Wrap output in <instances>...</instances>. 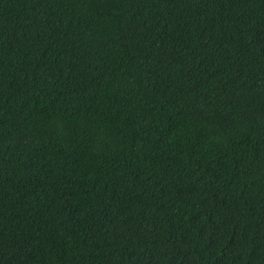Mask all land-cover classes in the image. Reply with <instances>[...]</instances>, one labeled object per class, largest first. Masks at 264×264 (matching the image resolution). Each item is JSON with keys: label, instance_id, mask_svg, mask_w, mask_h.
Here are the masks:
<instances>
[{"label": "trees", "instance_id": "obj_1", "mask_svg": "<svg viewBox=\"0 0 264 264\" xmlns=\"http://www.w3.org/2000/svg\"><path fill=\"white\" fill-rule=\"evenodd\" d=\"M0 264H264V0H0Z\"/></svg>", "mask_w": 264, "mask_h": 264}]
</instances>
